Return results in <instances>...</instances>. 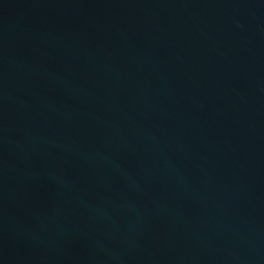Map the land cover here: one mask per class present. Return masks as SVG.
<instances>
[{"label":"water","instance_id":"water-1","mask_svg":"<svg viewBox=\"0 0 264 264\" xmlns=\"http://www.w3.org/2000/svg\"><path fill=\"white\" fill-rule=\"evenodd\" d=\"M0 264H264V0H0Z\"/></svg>","mask_w":264,"mask_h":264}]
</instances>
